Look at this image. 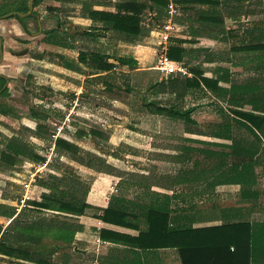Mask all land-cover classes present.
Segmentation results:
<instances>
[{
    "label": "crops",
    "instance_id": "0c3cea01",
    "mask_svg": "<svg viewBox=\"0 0 264 264\" xmlns=\"http://www.w3.org/2000/svg\"><path fill=\"white\" fill-rule=\"evenodd\" d=\"M32 1L33 0H0V18L13 13H19L14 10L15 6H23L25 3L28 4L30 12V3ZM37 1L41 2L35 6ZM65 1L68 0H36L34 2V12L40 13V15L47 12H61V7L58 5ZM126 2L143 4L147 1L85 0L80 2L81 5L85 3L84 6L86 10L83 11L84 16L92 22L93 26L88 29L84 28L80 31L79 26H73L71 24L72 29H78L74 32L75 36H72L71 40L76 44L77 37L80 36L81 33L93 29L97 34L100 30L107 32L104 30V24L92 21L91 13H115L118 9L117 6ZM148 5H151V3ZM6 6H8L6 10L9 11V13L2 15V8ZM38 9H41L43 13L39 12ZM149 11L154 12L152 10ZM29 12L26 14H19L28 15ZM30 15L33 16L32 14ZM31 16L28 15L24 18L21 16H11L8 19L0 20V38L3 40L2 60L0 56V78L6 81L5 86L8 82L7 91L9 86L11 88L12 73H8L4 71V69H14L18 75L22 76L24 71H26V67L23 68L21 66L23 64L21 61H32L33 55L36 59L42 60V57L37 56L33 51L34 41H36V43L37 41H44V43L49 46H57L65 50H75L74 46L73 48H69L68 45L60 39L61 36H68V29L59 30V18L56 17L57 27L55 29L51 28L52 30L46 31L43 27L42 33L34 37L32 33L36 31V29L33 25L34 21L30 18ZM40 17L43 23L42 25H46L47 22L52 20L45 19L43 15ZM17 18H22L25 21L22 22ZM54 37H57L58 42H60L58 43L59 45L47 41V39ZM135 40L139 39H133L132 41ZM67 41H70V39H67ZM131 48L136 52H140V50L144 51L139 45H132ZM132 59L137 61L135 68L140 67V71L145 70L143 69V65L146 66V63H143L144 60H139L134 57ZM66 65L73 66L74 69H78L79 71L75 72L69 70L65 67ZM126 68L127 67H118L113 71L101 73L90 69L88 72H82L75 63L64 61L63 65L58 67V71L65 76L67 75V77L78 76V78L80 77L81 79H90L92 84L101 82L104 84L103 87L106 88H111L114 84L108 80L102 81L97 79L100 75L111 76L114 75V71H122L131 79L132 76L144 78V75H150L148 72L138 76L139 68L137 70H129L130 68ZM238 68L242 73L244 72L242 66H238ZM12 70L9 71L12 72ZM84 70H87V68ZM203 70L205 71L204 68ZM219 70L230 71L229 69L221 67L217 68L215 73ZM205 75L209 76V74ZM189 77H192V75ZM79 88H84V86L82 85ZM3 89L0 90V97L7 96H3V93L6 91H3ZM134 94L135 98L139 100L137 94ZM101 97L104 98V96ZM101 97L97 94H93V98H91L90 101V103L94 104V112H96L95 115H97V117L101 116L98 111H111L110 104H104L111 100L98 102L96 99L100 100L99 98ZM95 101L97 102L96 104ZM136 102L137 101H132L133 106L129 109V113L132 112L143 116H149L141 125L136 126L138 129L110 124L98 125L100 127L97 126L93 129L105 134L108 140L105 141L90 137L94 146H90L89 148L83 145L85 143L82 138L77 137L78 130L75 133H70V138L74 139V141L81 146H84L85 150L93 152L103 158H97L99 161L96 164L101 168L100 171L74 163L77 169L76 174L78 173L77 175H79L83 181H87L89 187L87 196L88 208L85 211V215L79 218L80 223L83 225V230L77 233L75 237L78 250L73 251L69 255L56 253L53 255L50 264H183L178 247L146 250L130 243V237L137 238L142 231L147 230V217L151 210L169 211V226L172 228L187 227L193 230H212L225 225L238 223H249L251 226L264 225V170L262 173L258 172L259 168H264V158H208L216 161V166L212 167H209V165L205 167L200 166L199 160L203 158H159L160 153H163L159 143L161 142L160 135L164 130V120L162 116L150 114L144 110L143 105L150 101H142L141 108L136 107ZM1 107L2 106H0V111L3 110ZM192 108L195 110L197 109L195 106ZM11 115L14 116L11 110H6L4 114L0 112V116L6 117L4 119L9 118ZM29 118L38 122L32 117ZM37 126L38 123L34 131H28L33 134L32 143L36 145V154L45 159L44 147L48 139L38 135ZM0 127H2V129L0 128V133L5 136L6 134H4L3 128L7 127H5L4 124H0ZM7 137L20 139L17 135ZM262 145L264 149V140ZM126 146L131 149V153L128 155L122 152V147ZM4 150V146L0 143V226L6 230L12 223V218L9 217L7 213H11V208L16 209V205H18L23 196L28 195L33 201H41L42 192L37 193L39 189L38 185L32 191L27 192L24 184L34 171L33 166L44 163V161H33L27 158H20L21 164L15 167H9L1 162V155ZM252 160L258 162V166L255 170L257 182L249 186L235 183V175L229 176L228 173L234 170L235 167ZM54 170L56 171V169ZM227 178L229 181H226ZM11 190L14 191L12 192ZM8 194L10 196H8ZM108 209H112L115 212L121 211L126 213L128 216L127 223H129L132 228L104 222L102 218L105 216ZM21 212L17 211V215ZM121 221H123V218ZM102 230L117 233L123 237H118L119 241L113 243L110 239L106 238L107 234L102 238ZM108 237H110V235ZM182 237L183 240L180 239L177 240V242L179 244L183 243V246H187L188 248L200 246L208 247L210 244L215 243H217V246H223L227 238L223 233H215L214 231L207 232V234L203 235H194L190 232V234L186 236L182 235ZM231 251H233V248ZM0 264L32 263L18 261L17 259H12L0 254Z\"/></svg>",
    "mask_w": 264,
    "mask_h": 264
},
{
    "label": "trees",
    "instance_id": "16d2710c",
    "mask_svg": "<svg viewBox=\"0 0 264 264\" xmlns=\"http://www.w3.org/2000/svg\"><path fill=\"white\" fill-rule=\"evenodd\" d=\"M173 1L181 6L184 12L192 11L198 6L212 8V13L197 14V23L207 28H223L226 16L222 12H229L228 7H230V4L238 7L237 10H239L240 5L248 0ZM40 2L37 1L35 6ZM148 2L151 3V6L148 5ZM154 5L165 11L169 6V1L147 0L143 4L126 2L119 4L115 13L92 12L91 17L93 22L104 24V30L107 32L114 31L132 40L147 38L152 30L147 31L143 28L142 17L147 10L155 11ZM224 6L225 11L221 12V10H218ZM7 7L2 8V15L9 13L6 10ZM14 10L26 14L29 12V7L25 3L23 6L16 5ZM17 19L22 22L25 21L22 18ZM175 21L177 23V16ZM181 21L188 20L181 19L179 22ZM80 36L83 38H101V35L95 33L94 29L85 31ZM47 41L56 45L60 43L50 38ZM258 41L256 44L243 46L240 49L263 52L264 42ZM179 43L186 42L179 41ZM235 49L239 50V48ZM189 53L190 50L173 45L169 47L168 59L183 65L189 70L192 77L178 73L168 76L165 81L152 87L159 88L161 94H174L178 99L185 98L190 92H199L205 97L214 96L227 104L229 113L223 115V122L216 126L217 132L213 134L204 135L191 130L187 132L189 136L197 135L199 138L208 136L221 141L205 142L194 138H186L187 142L221 148L222 151L203 149L197 146H185L183 152L186 154L198 153L208 158H261L264 140V87L260 84L234 85L231 81V72L228 70H219L215 75L206 76V72L201 66H188L187 58ZM78 60L81 64L86 65L87 68L99 73L110 72L118 67L133 68L137 65L136 60L127 57H120L118 65L112 64L110 63L112 57L100 52H79ZM206 62L213 63L214 60L208 59ZM65 67L75 72L79 71L74 69L73 66L66 65ZM5 84L6 81L0 78V90L4 88ZM7 94L8 91L6 90L3 96ZM143 108L144 110L148 108L147 112L150 114L196 124V121L191 116L195 110L193 108L183 111L173 106L168 110L160 106L159 103L155 104L154 102H146ZM32 118L38 121V135L49 139L52 134H47L49 131L48 127L42 124L49 120V115L45 111L37 112L33 110ZM236 128L245 130L248 135L235 138L233 132ZM44 132H46V136L45 134L43 135ZM77 137L108 140L105 134L95 129L88 133L78 130ZM0 143L5 148L1 155V162L9 167L21 164L20 158L45 161V159L36 154L34 146L23 140L8 138L0 133ZM84 148V146L76 143L74 139L67 137H60L56 142V153L59 161L67 159L70 160L73 166L74 163H78L100 171L101 168L96 164L99 161L97 158L103 157ZM84 153L91 154V158H84ZM257 166L258 162L256 161L245 162L235 167L228 175H235V183L249 186L257 182L255 178ZM226 181H229L228 178ZM37 185L44 189L41 201L28 202L29 212L36 216H24L25 214L22 212L17 215L16 209L11 208V213H7V215L12 218V223L6 230L0 226V254L32 264H50L54 254L69 255L73 251L78 250L75 237L77 233L83 230V225L80 223L79 218L85 215V211L88 208L87 196L89 187L83 183V180L77 176L76 172H70L68 176L50 175L39 180ZM49 216L56 217V219H51ZM169 217V211L151 210L147 217V230L142 231L137 238L130 237V243L146 250L178 247L183 264H264V225L251 226L249 223H238L212 230H193L187 227H170ZM122 218L123 221H121ZM102 220L117 226L132 228L127 223V214L121 211L115 212L112 209H108ZM211 231L223 233L227 236L223 246H217V243H215L210 244L208 247L188 248L183 246V243L179 244L177 242V240H183L182 235L186 236L190 232L194 235H203ZM109 235L110 237H108ZM101 236L102 238L106 236L113 243L119 241L118 237H123L117 233L104 230H102ZM232 248L233 251H231Z\"/></svg>",
    "mask_w": 264,
    "mask_h": 264
},
{
    "label": "rangeland",
    "instance_id": "374dc122",
    "mask_svg": "<svg viewBox=\"0 0 264 264\" xmlns=\"http://www.w3.org/2000/svg\"><path fill=\"white\" fill-rule=\"evenodd\" d=\"M82 1L85 0H68L64 3H59L58 6L61 7L62 11L58 13H43L41 9H38L39 12L43 13L41 15L45 19H52L46 25H43L44 30L55 29L57 27L56 17L59 18V30L68 29V36H61L60 39L69 48L74 46L75 50H65L57 46L46 45L44 41H37V43L34 41L33 51L37 56L42 57V60L36 59L33 55L32 61H21L23 63L21 66L23 68L26 67V71H24L22 76L18 75L14 69H4L8 73H12V78L11 88L9 86L7 96L0 97V106L3 108L0 112L4 114L6 110H11L14 113V116L11 115L7 119H4L6 118L4 116H0V124H4L7 127L3 128L4 134L9 137L17 135L20 139L36 148V145L32 143L33 134L28 131H34L38 123L29 118L32 117L33 110L37 112L45 111L49 115V120L42 124L48 127L49 131L47 134H51L53 130L51 122L62 121L69 115H71L70 117L73 119L75 127L73 133L77 130L88 133L101 124L138 129L136 126L141 125L149 116L129 113V109L133 106L132 101H137L136 107L139 108L142 106V101L159 103L160 106L168 110L176 106L178 109L185 111L195 106L197 109L191 116L196 121V124L162 116L164 130L160 135L161 142L159 144L163 153H160L159 158H203L199 160L200 166H216V161L208 159L207 156L198 153L186 154L183 152V148L185 146H197L203 149L222 151L221 148L187 142L186 138H194L205 142H221L208 136L201 138L197 135L189 136L187 132L191 130L204 135L217 132L216 126L223 122V115L228 114L227 104L214 96L205 97L199 92H190L185 98L178 99L174 94H161L159 88L152 87L168 78L155 68L156 56L160 55V43L162 40L152 35V32L164 25L166 10L164 11L154 5L156 9L154 12L149 10L144 12L142 17L143 28L147 31L152 30L147 38H138L139 40L132 41L127 36L100 30L98 34L102 36L101 38H83L78 36L77 42L74 44L71 38L75 36L74 32L78 29H72L71 24L79 26L80 31L93 26L92 22L84 16L83 11L86 9L85 3L80 4ZM140 1L145 2L147 0ZM224 8L225 6L218 10L222 12L225 11ZM228 8L229 12H222L226 16L223 28H207L197 23V14L212 13V8L198 6L192 11L184 12L182 7L178 5L177 25L179 28L177 29L178 32H174L171 36L169 47L178 45L190 50L187 58L188 66H201L209 76L215 74L217 68L222 67L232 72L231 79L234 85L260 84L264 87V51L253 52L240 49L243 46L256 44L259 42L258 40L264 42V0H248L240 5L239 10H237L238 7L231 6V4ZM38 14L40 15V13ZM181 19L188 21L179 22ZM199 38L205 40H200ZM50 39L58 42L56 37ZM67 39H70V41H67ZM179 41L186 43H179ZM132 45H139L144 51L136 52L132 50ZM235 48H239V50ZM81 51L108 54L113 59L110 63H117V65L119 58L123 56L144 60L143 63H146V66L143 65V69L145 70L140 71V67H138L139 69L133 67L129 70L138 69V76L148 72L150 75H144V78L132 76V79L127 77V74L122 71H114V75L111 76L100 75L97 79L108 80L114 84L111 88H106L103 87L104 84L101 82L92 84L90 79H81L80 77L79 79L78 76L67 77V75L65 76L58 71V67L62 66L65 61L75 63L82 72H88L89 68L78 60V52ZM208 59L214 60V62L207 63ZM238 66L243 67V73ZM86 68L87 70H84ZM9 70H12V72ZM82 85L85 89L79 88ZM134 93L137 94L139 100L135 98ZM93 94H97L100 97L104 96V98H99L100 100L96 99L98 102L111 100V103H104L110 104L111 111H98L101 114L98 118L95 115L96 112H94V104L90 103ZM74 108L75 114L72 115L69 111ZM145 110L147 112L149 109ZM0 128L2 129V127ZM44 134L46 136V132ZM244 135H248V132L242 129L236 128L233 132L235 138L245 137ZM82 140L85 143L83 145L87 148L94 146L90 137L82 138ZM45 146L47 147L48 144ZM122 152L128 155L131 153V149L127 146L122 147ZM83 156H85L84 158H91L89 153H84ZM261 158H264V149ZM54 167L57 173L56 176H68L70 172H77V169L67 159L62 161L58 159L53 164L52 168ZM263 170L264 168L261 167L258 172L262 173ZM83 183L88 186L87 181H83ZM16 190L18 191L17 187ZM11 191L13 192L14 190ZM43 191L44 189L39 187L37 193H43ZM8 196L10 195L8 194ZM22 213L25 214L24 216H36L31 214L28 209L23 210ZM49 218L56 219L53 216H49Z\"/></svg>",
    "mask_w": 264,
    "mask_h": 264
},
{
    "label": "built area",
    "instance_id": "2783aa9c",
    "mask_svg": "<svg viewBox=\"0 0 264 264\" xmlns=\"http://www.w3.org/2000/svg\"><path fill=\"white\" fill-rule=\"evenodd\" d=\"M169 6L166 8V21L162 27L157 28L155 32H152L153 36H157V38L161 41L160 47L161 52L160 55H157L155 68L160 71L166 77L175 75V74H183L190 76L187 68L183 65L173 62L168 59V49L170 44L171 36L174 32H178V25L175 21L176 16L179 14L178 5L173 0H168ZM180 65V66H179ZM70 114H75V108L69 111ZM69 116H66L62 121L51 122L53 127L52 135L48 139V146L44 147L45 149V161L39 165L33 166L34 171L30 174L28 181L24 184L27 192L32 191L36 186L39 180L46 178L49 175H56V171L52 168L53 164L59 159L56 153V142L60 137L70 138V133L74 131L73 119ZM33 201L31 197L28 195L23 196L20 199L18 205H16V209L18 212H21L25 209H28V202Z\"/></svg>",
    "mask_w": 264,
    "mask_h": 264
},
{
    "label": "water",
    "instance_id": "95a60500",
    "mask_svg": "<svg viewBox=\"0 0 264 264\" xmlns=\"http://www.w3.org/2000/svg\"><path fill=\"white\" fill-rule=\"evenodd\" d=\"M36 0H33L31 3H30V12H29V14L28 15H30L32 12H33V9H34V2H35ZM28 15H22V14H19V13H13V14H10V15H7V16H4V17H2V18H0V20L1 19H8L9 17H11V16H21V17H27ZM0 56H1V60L3 59V40L0 38ZM1 76V75H0ZM7 85H8V82H7ZM7 85L4 87V89H3V91H5L6 90V88H7ZM2 91V92H3Z\"/></svg>",
    "mask_w": 264,
    "mask_h": 264
},
{
    "label": "flooded vegetation",
    "instance_id": "af4514ba",
    "mask_svg": "<svg viewBox=\"0 0 264 264\" xmlns=\"http://www.w3.org/2000/svg\"><path fill=\"white\" fill-rule=\"evenodd\" d=\"M34 9H35V7H34ZM34 9H33V12L31 13L33 16H31V15H29V16H31L30 18L34 21L33 23V25H34V28L35 29H37L36 31H34L32 34V36H34L35 37V35H37V34H41L42 33V31H43V25H42V20H41V17L39 16V14L38 13H35L34 12Z\"/></svg>",
    "mask_w": 264,
    "mask_h": 264
}]
</instances>
